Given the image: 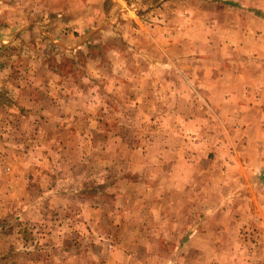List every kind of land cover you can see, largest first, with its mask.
Here are the masks:
<instances>
[{
  "label": "rangeland",
  "instance_id": "1",
  "mask_svg": "<svg viewBox=\"0 0 264 264\" xmlns=\"http://www.w3.org/2000/svg\"><path fill=\"white\" fill-rule=\"evenodd\" d=\"M0 264H264V0H0Z\"/></svg>",
  "mask_w": 264,
  "mask_h": 264
}]
</instances>
